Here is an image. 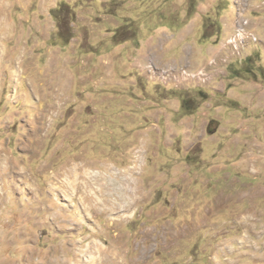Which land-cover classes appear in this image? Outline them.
<instances>
[{
	"label": "rangeland",
	"instance_id": "1",
	"mask_svg": "<svg viewBox=\"0 0 264 264\" xmlns=\"http://www.w3.org/2000/svg\"><path fill=\"white\" fill-rule=\"evenodd\" d=\"M0 264H264V0H0Z\"/></svg>",
	"mask_w": 264,
	"mask_h": 264
},
{
	"label": "bare ground",
	"instance_id": "2",
	"mask_svg": "<svg viewBox=\"0 0 264 264\" xmlns=\"http://www.w3.org/2000/svg\"><path fill=\"white\" fill-rule=\"evenodd\" d=\"M244 32H245V30H244V28L242 27V29H240L239 30V32L237 33V35L235 36L236 37V39H233V40H231L230 42L231 43H233L234 45H235V47H236V45L238 46V40L240 39H243L244 38ZM246 33V32H245ZM90 249V248H89ZM94 261V260H93Z\"/></svg>",
	"mask_w": 264,
	"mask_h": 264
},
{
	"label": "built area",
	"instance_id": "3",
	"mask_svg": "<svg viewBox=\"0 0 264 264\" xmlns=\"http://www.w3.org/2000/svg\"><path fill=\"white\" fill-rule=\"evenodd\" d=\"M251 38L253 39V37H251ZM233 39H236V37H234ZM233 39H232V40H233ZM242 43H244V42H242Z\"/></svg>",
	"mask_w": 264,
	"mask_h": 264
}]
</instances>
